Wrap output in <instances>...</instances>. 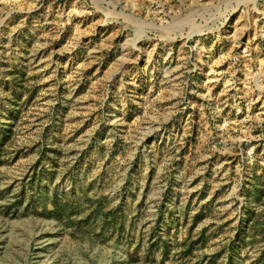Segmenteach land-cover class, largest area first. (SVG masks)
Wrapping results in <instances>:
<instances>
[{"label": "rangeland", "instance_id": "rangeland-1", "mask_svg": "<svg viewBox=\"0 0 264 264\" xmlns=\"http://www.w3.org/2000/svg\"><path fill=\"white\" fill-rule=\"evenodd\" d=\"M0 264H264V0H0Z\"/></svg>", "mask_w": 264, "mask_h": 264}, {"label": "trees", "instance_id": "trees-1", "mask_svg": "<svg viewBox=\"0 0 264 264\" xmlns=\"http://www.w3.org/2000/svg\"><path fill=\"white\" fill-rule=\"evenodd\" d=\"M52 199H53L51 200L52 210L48 211L50 215H53L56 219H59L61 216L65 215L67 217V215L71 213V211L66 210L64 206L59 205V203L55 201V198Z\"/></svg>", "mask_w": 264, "mask_h": 264}]
</instances>
